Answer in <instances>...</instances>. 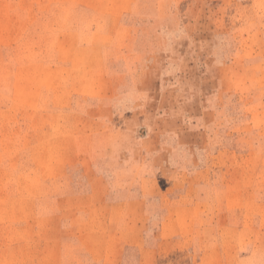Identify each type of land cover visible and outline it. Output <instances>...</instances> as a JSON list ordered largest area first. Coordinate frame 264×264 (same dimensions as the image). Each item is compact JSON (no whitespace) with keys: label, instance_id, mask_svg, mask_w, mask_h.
<instances>
[{"label":"rangeland","instance_id":"374dc122","mask_svg":"<svg viewBox=\"0 0 264 264\" xmlns=\"http://www.w3.org/2000/svg\"><path fill=\"white\" fill-rule=\"evenodd\" d=\"M40 1L0 0V161H17L22 146L31 144L44 170V159L59 158L55 147L68 142L61 128L87 127L91 120L61 112L62 107L68 113L75 111L68 99L64 101L68 87L63 79L68 80L69 71L52 68L56 60L68 59L54 49L68 39L46 36L51 24L37 16L40 11H53L40 6ZM50 2L60 6L77 0ZM165 3L160 37L133 40L138 53L114 65L123 77L115 87L116 95L128 97L144 87L153 96L147 110L125 119L116 117L119 112L101 119L97 125L107 133L101 135L100 143L119 142L113 129L121 130L124 122L140 132H162L158 140L148 141L150 146L160 142L171 147L170 158L184 176L197 170V181L211 178L213 205H202L194 222L182 225L180 235L162 238L151 232L161 217L157 198L151 199L154 214L148 240L156 248L128 249L127 258L131 264H138L140 257L143 264H243L231 260L250 250L254 235L251 230L238 232L239 214L246 227L259 222L264 227V0ZM143 10L124 13L122 19L149 24L150 8ZM133 107L125 98L117 101L116 111ZM100 114H106L104 108ZM46 128L52 130L46 133ZM47 144L54 149L46 152ZM104 170L109 173L111 168ZM11 178L6 177V189H13ZM183 183L180 179L175 189L182 191ZM39 185L28 182L24 190H36ZM203 191L193 188V192ZM221 191L228 196L223 203L217 201ZM103 205L92 206L97 220L106 212ZM75 213L76 209L68 211L70 217ZM201 225L214 228H194ZM107 249L99 246L93 252L101 260L111 256ZM121 257L119 251L117 258Z\"/></svg>","mask_w":264,"mask_h":264},{"label":"crops","instance_id":"0c3cea01","mask_svg":"<svg viewBox=\"0 0 264 264\" xmlns=\"http://www.w3.org/2000/svg\"><path fill=\"white\" fill-rule=\"evenodd\" d=\"M40 2L53 11H40L37 16V20L41 17L51 24L46 27V36L68 39L54 48L56 54L68 55V59L56 60L52 68L69 71L68 80L63 79L68 87L64 101L68 99L75 111L68 113L62 107L61 112L91 122L87 127L61 128L68 142L55 147L59 158L44 159V170L31 144L22 146L17 161H0V264H131L128 249L156 248V243L148 240L154 214L151 199L157 198L161 215L157 229L151 232L162 238L180 235L182 225L193 223L202 205H213L211 178L204 176L197 181V170L184 176L170 158L171 147L160 142L150 146L148 141L158 140L162 132H140L137 126H125L124 122L121 130L113 129L119 142L100 143L101 135L107 133L97 125L101 119L116 112L120 115L117 118L125 119L147 110L153 96L144 87L128 97L116 95L115 87L123 77L114 65L138 53L133 40L160 37L167 5L165 0L151 4L146 0H77L60 6L50 0ZM144 7L150 8L149 24L122 19L129 11L145 13ZM125 98L134 107L116 111L117 101ZM102 108L106 114H100ZM51 130L45 129L46 133ZM44 149L47 152L54 147L47 144ZM105 166H110L109 173ZM7 176L12 177L13 189L5 187ZM180 179L184 181L182 191L175 189ZM28 182L40 185L36 190H24ZM193 188H202L204 193L193 192ZM225 199L228 196L221 191L217 201ZM97 204L106 207L98 220L92 207ZM69 209H76L72 217ZM236 225L239 233L253 231L254 238L250 250L233 253L236 256L231 261L264 264L262 223L248 228L239 214ZM197 226V230L203 228ZM212 228L204 225L203 230ZM99 246L109 248L105 253L111 256L100 260L93 252ZM119 251L121 259L117 258ZM138 264H143L141 257Z\"/></svg>","mask_w":264,"mask_h":264}]
</instances>
